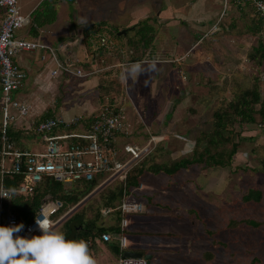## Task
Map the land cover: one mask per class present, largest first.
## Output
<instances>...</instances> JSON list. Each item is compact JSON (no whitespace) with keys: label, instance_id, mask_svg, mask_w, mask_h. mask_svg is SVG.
<instances>
[{"label":"rangeland","instance_id":"rangeland-1","mask_svg":"<svg viewBox=\"0 0 264 264\" xmlns=\"http://www.w3.org/2000/svg\"><path fill=\"white\" fill-rule=\"evenodd\" d=\"M212 1L208 0L207 6H212ZM67 3L71 6L70 2ZM48 4L49 1L46 0L41 7H47ZM78 5L71 6L69 11L74 14L83 9L86 12L84 24L103 20L100 17L102 12L96 6L90 4L87 7L83 4L80 8ZM212 8L216 15L211 16L195 36V40L201 39L200 42L184 56L180 66L172 68L165 64L158 82L153 85L144 81H131L129 70L132 66H129L126 79L129 78L125 85L121 76L120 81L115 79L113 82H104L100 76L98 81L95 76L90 80L74 79L70 83L69 92L77 91L75 86L84 84L86 87L83 85L81 89L90 91H87L85 97L83 94L81 97L85 98L84 105L90 108L93 104L94 108L97 105L99 108L111 100L110 96L117 103H121L124 98L122 104L126 107L123 106L126 121L129 117L133 120L128 131L138 129L141 133L138 135L135 130L130 135L121 136L119 140L123 141L122 144L128 142L144 147L148 138L155 137L157 142L151 143L152 152L159 148L163 152L161 156L169 153L171 161L189 158L195 139L201 132L212 130L213 112L224 101L254 86H258L264 95V60L260 69H257L248 59L256 42L255 38L244 34L246 17L230 12L228 8L220 19L223 6L216 4ZM231 17L235 18L233 30L229 26ZM96 25V35L84 31L90 25H83L82 30L93 43L90 46H95V51L99 47L98 37L105 36L108 41L115 38L114 33L103 30V23ZM214 26L218 28V32L213 31ZM228 26L229 29L225 30ZM195 30L194 28L193 31ZM189 35L193 36V33ZM81 36L80 44H84L82 33ZM108 45L102 47L106 48ZM200 56H203L201 60L198 58ZM193 60L199 61L191 64L189 71L184 66ZM149 66L145 64L143 68ZM88 81L96 84L95 87L89 88ZM68 96L72 99L77 93ZM18 98L20 99V94ZM140 107L145 113L141 112ZM73 109V114L84 112L76 107ZM32 115L33 112L29 110L25 118L28 123L33 121ZM136 137L141 138L136 140ZM232 140L238 143V152L230 167L201 171L196 165H192L173 177L147 174L143 178L135 194L138 199H129L136 200L144 207L143 212L126 216L128 226L125 238L129 249L147 252V256L151 257L150 264H264V124L245 127L235 125ZM25 141L27 145L22 149L31 152H41L44 149L38 143L28 139ZM230 147L227 144L226 150ZM160 160L155 159L154 162L160 163ZM109 178L112 179L99 181L93 193L81 204L65 210L59 217L56 215L52 230L58 232L61 224L82 205L89 207V217L92 216L90 208L101 209L99 197L113 189L121 180ZM249 189L260 190L263 194L262 202L244 203L242 197ZM242 219H253L260 222L261 226L255 229L241 225L239 222ZM104 221L106 224L112 223L110 216L104 217ZM206 253L213 255L210 261L205 259ZM92 257L96 264H117L118 259L105 244H99L98 249L92 251Z\"/></svg>","mask_w":264,"mask_h":264},{"label":"crops","instance_id":"crops-1","mask_svg":"<svg viewBox=\"0 0 264 264\" xmlns=\"http://www.w3.org/2000/svg\"><path fill=\"white\" fill-rule=\"evenodd\" d=\"M45 1L18 0L21 13L29 16L30 19V25L23 28L20 33H17L18 37L35 39L49 45L55 49L58 60L62 64L68 65L72 70L81 69L84 72L91 73V77L97 76L98 81L101 78L104 82H113L115 79L120 81L121 76L124 85L129 77L135 83L144 81L149 85H153L158 82L164 66L168 65L172 68L175 65L180 66L184 56L200 42L201 39L195 40L197 32L204 28L205 22H208L211 16L216 15L212 8L213 5L218 4L221 6L220 0H213L212 6H207L208 0H49L47 7L45 5L42 8L41 6ZM67 1L73 7L78 4L79 7L83 4L87 5V7L90 4L96 6L102 12L100 17L103 20L84 24L86 23V18L84 19L86 12L82 9L71 14L69 11L71 6ZM196 1L198 2L197 4ZM51 4L52 6H50ZM2 13L3 11L0 9V21ZM99 22L104 24L105 29L103 30L114 33L115 38L112 41H108L105 36L98 37V43L104 38L106 40L104 47L109 45L104 48L99 43L97 51H95L94 45L90 46V52L88 53L91 54L93 52V55L89 57L86 44H80L81 33H84L82 31L84 30L83 25H90L91 27L88 26V28L95 33L96 24ZM109 26L113 27L115 31ZM139 27L142 29V33H145L147 28L149 30L145 41H139L140 37L137 34ZM194 28L196 29L195 31H193ZM24 29L25 32L22 33ZM216 31L218 32V28ZM122 32H125V34L119 35ZM191 32L193 36L189 35ZM83 37L85 36L83 35ZM95 40H97V36H95ZM91 44L93 43L90 42ZM145 46L149 48L145 51L146 54L144 56L146 58L144 60L147 61L149 57L151 60H148V62L138 61L140 62L139 65L142 69H148L154 64L155 70L134 73L130 69V75L126 79L128 67L137 63V61L132 62L131 59L144 54L142 48ZM182 48L185 50L182 51ZM210 57L212 58L213 56ZM198 58L201 60L203 56ZM205 59L208 58L205 57ZM199 60H193L184 67L191 71V64H196ZM14 62L25 73L23 86L15 96L20 102L27 104L29 110L33 112L31 118L33 121L31 123H28L26 119H19L10 128L13 130L12 134L16 142L18 141L17 144L13 142L16 148L31 152L25 148L22 149L24 145H27L26 139L43 146L39 136L33 137L28 134L30 126L40 116L53 115L52 117L57 116L65 121H70L75 117H80L81 119L87 116L86 118H89L97 113L99 108L96 101V108H94V104L91 108L84 105L86 101L81 95L86 96L88 94L87 91H90L89 89H81L84 84L75 86L78 90L71 93L69 92L71 90L70 83L76 79L74 80L73 77L61 71L56 76H52L56 65L48 53L44 51L23 52L15 57ZM122 62L126 63L124 67L120 66ZM145 64L150 66L143 68ZM91 77L88 79L90 80ZM87 83L89 85L90 81ZM95 85L90 84L88 87L94 88ZM75 93H77V96L70 99L68 95L74 96ZM18 94H20V99ZM123 101L124 98L119 104L126 108L125 104H122ZM73 107L84 110V112L73 114ZM88 110L89 112H87ZM141 112L145 113V110L141 108ZM130 124L133 125V120L129 117L125 123L124 133L118 135L115 139L117 146L121 147L128 143L122 144L123 141L119 140L123 135H130L135 130V133L140 135L141 131L138 129L132 132L128 131ZM84 129V124L80 123L76 131ZM140 138L136 137V140ZM133 144L135 145V143ZM99 244L102 243L99 242L98 246Z\"/></svg>","mask_w":264,"mask_h":264},{"label":"built area","instance_id":"built-area-1","mask_svg":"<svg viewBox=\"0 0 264 264\" xmlns=\"http://www.w3.org/2000/svg\"><path fill=\"white\" fill-rule=\"evenodd\" d=\"M231 1L233 0H220L223 6L220 19L225 15ZM240 1L250 3L254 14L260 18L264 26V0ZM0 9L3 11L0 21V189H8L4 183L5 175L20 173L25 175L24 183L12 188L15 189V195L11 200L0 197V226L7 227L19 224L12 212V203L19 197L32 196L30 187L41 183L44 177L47 176L67 187L77 182H91L99 173L105 175L103 181L112 179L109 177L124 179L133 167L152 152L151 143L156 144L157 138L150 137L144 147L129 143L122 147L117 146L115 139L125 131V109L117 102L107 101L100 105L96 115L92 116L93 122L88 129L79 132L69 131L70 127L77 129L80 126V117L70 121L57 116L46 118L36 128V133L43 142V151L28 152L16 148L9 138L8 130L19 119H25L29 113V106L15 96L25 81V73L14 62L18 54L36 51L48 53L56 65L52 72L53 77L60 71L78 80L88 79L92 74L81 69L72 70L68 65L62 64L56 56L55 49L49 45L35 39L18 37L17 33L30 25L29 16L21 13L18 0H0ZM216 30L217 27L214 26L213 31ZM105 42L106 40L102 38L101 46H104ZM125 65V62L120 64L121 67ZM32 125L29 130H32ZM73 139L78 142L73 143ZM113 143L116 147L110 151L109 147ZM62 209V203L45 198L34 219L25 225L20 233L14 235L26 238L42 235L35 223L36 218L41 215L49 218V228L52 230L54 217ZM143 209V205L136 200L125 199L114 209H101V213L103 217H109L114 211H119L122 215L120 229L123 232L128 226L127 214L141 213ZM113 237L118 241L121 252L117 264H148V260L143 257L124 256L123 253L127 250L124 234H116ZM110 239L111 235L108 234L101 237L103 242Z\"/></svg>","mask_w":264,"mask_h":264},{"label":"trees","instance_id":"trees-1","mask_svg":"<svg viewBox=\"0 0 264 264\" xmlns=\"http://www.w3.org/2000/svg\"><path fill=\"white\" fill-rule=\"evenodd\" d=\"M49 1V0H48ZM229 11H234L235 14L246 17L247 24L244 26V34L255 38V45L251 48V52L248 59L253 62V65L260 69L264 60V26L260 18L254 14V9L248 2L233 0L230 3ZM228 11V12H229ZM254 14V15H253ZM234 29L235 18L231 17L229 21ZM39 24V23H38ZM228 24V22H227ZM229 26L225 30L229 29ZM91 27V26H90ZM138 36L139 41H145L147 35V29L145 33H142V29L139 27ZM84 31H89L92 35L94 32L88 27ZM85 33V32H84ZM83 35L85 36V34ZM90 34V35H91ZM91 40H88L85 36L83 43L86 44L87 53ZM100 43V42H99ZM136 48V46H135ZM142 48V47H141ZM149 47H143L144 54L141 56H135L132 58V62H138L144 60L145 51ZM89 54V57L93 55V52ZM104 88V87H103ZM110 102L116 103L115 98L110 96ZM53 115H43L37 118L33 125L32 130H29L31 136H39L36 133V128L46 118H52ZM93 117H82L79 123H83L85 128L93 122ZM89 120V121H88ZM90 124H89V123ZM264 124V95L260 91L258 86H254L252 89L245 90L242 93L236 94L230 100L224 101V104L213 112V124L212 130L208 132H201L200 135L195 139L192 154L189 158L181 159L180 161H171L168 158L169 153L161 156L163 152H160L159 148H155L149 157L143 159L135 167L132 168L124 179L113 188L108 190L106 193H102L99 197V203L101 209L108 210L114 209L125 199H131L136 197V190L139 189L143 178L147 174L158 176L164 174L168 177H173L178 174L181 170L188 169L192 165H196L201 171H209L213 168L225 169L233 164V157L238 152V143L232 140L235 125L242 127ZM76 130V127H70L69 131ZM12 129L8 130L9 138L12 142H16L15 137L12 134ZM1 134V126H0ZM20 135V134H19ZM73 143H77L78 140L73 139ZM227 144L231 145L230 149L226 150ZM115 144H111L109 150H114ZM162 150V149H161ZM163 151V150H162ZM160 156V157H158ZM165 158V159H164ZM155 159H161L160 163L154 162ZM151 163L150 165H148ZM105 175L103 173L96 174L93 181L91 182H77L75 186H65L62 183L54 182L49 177H44L41 183L35 186H31L32 196L30 197H19L11 206L12 212L16 215L19 224L24 226L30 223L39 211V208L45 198L52 201H58L63 204V209L56 213L59 217L64 209L78 206L87 197H89L95 190L98 182L103 179ZM25 175L23 173L16 175H5L4 183L6 188H16L24 183ZM263 194L258 189H249L246 194L242 197V201L247 204H259L262 202ZM89 207L82 205L81 208L73 212L60 226L58 232L64 234L66 239L69 240H84L87 242L90 254L92 251L98 249V243L106 245V248L110 250L117 258L121 256L119 250L118 241L113 237L118 234H126V230L121 232L120 221L122 215L119 211H114L110 218L112 219L111 224H106L104 217L101 213V209L90 208L92 216L89 217L87 209ZM55 215V216H56ZM241 225H245L251 228H259L261 223L253 219H242L239 222ZM230 224L234 225L233 222ZM210 235L212 233L208 232ZM111 235V239L108 242L101 240L102 235ZM132 252L145 258L147 252L135 251L128 249L123 253ZM205 259L210 261L213 258L211 253L205 254ZM151 258L148 261L150 264Z\"/></svg>","mask_w":264,"mask_h":264},{"label":"clouds","instance_id":"clouds-1","mask_svg":"<svg viewBox=\"0 0 264 264\" xmlns=\"http://www.w3.org/2000/svg\"><path fill=\"white\" fill-rule=\"evenodd\" d=\"M154 70V64L148 69L139 64L131 68L134 73ZM13 195L15 189H0V197L11 200ZM35 223L42 235L31 238L14 235L24 229L22 223L0 226V264H96L86 241L69 240L63 233L51 230L46 216L37 217Z\"/></svg>","mask_w":264,"mask_h":264},{"label":"water","instance_id":"water-1","mask_svg":"<svg viewBox=\"0 0 264 264\" xmlns=\"http://www.w3.org/2000/svg\"><path fill=\"white\" fill-rule=\"evenodd\" d=\"M121 34H125V32L119 33V35H121ZM124 256L125 257H140V255L132 253V252H127V253L124 254ZM150 258H151L150 256H146L145 257V259L148 260V261L150 260Z\"/></svg>","mask_w":264,"mask_h":264},{"label":"bare ground","instance_id":"bare-ground-1","mask_svg":"<svg viewBox=\"0 0 264 264\" xmlns=\"http://www.w3.org/2000/svg\"><path fill=\"white\" fill-rule=\"evenodd\" d=\"M93 116V115H92ZM87 117V116H86ZM84 118V117H83ZM93 119V118H92ZM89 121V120H88ZM84 123V122H83ZM89 123V122H88ZM90 124V123H89Z\"/></svg>","mask_w":264,"mask_h":264}]
</instances>
